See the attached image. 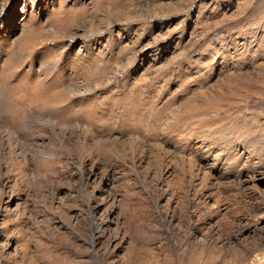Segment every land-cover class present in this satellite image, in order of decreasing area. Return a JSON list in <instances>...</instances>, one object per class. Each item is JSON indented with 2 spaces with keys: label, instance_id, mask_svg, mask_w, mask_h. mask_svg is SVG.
Instances as JSON below:
<instances>
[{
  "label": "rangeland",
  "instance_id": "rangeland-1",
  "mask_svg": "<svg viewBox=\"0 0 264 264\" xmlns=\"http://www.w3.org/2000/svg\"><path fill=\"white\" fill-rule=\"evenodd\" d=\"M0 264H264V0H0Z\"/></svg>",
  "mask_w": 264,
  "mask_h": 264
},
{
  "label": "bare ground",
  "instance_id": "bare-ground-1",
  "mask_svg": "<svg viewBox=\"0 0 264 264\" xmlns=\"http://www.w3.org/2000/svg\"><path fill=\"white\" fill-rule=\"evenodd\" d=\"M81 22V21H80ZM82 23V22H81ZM79 26V25H78ZM48 100V99H47ZM21 106V105H20ZM51 113V112H50ZM18 114V113H17ZM32 114V113H31ZM36 114V113H35ZM41 114V113H40ZM52 114V113H51ZM48 115V114H47ZM58 115V114H57ZM52 116V115H51ZM68 116V115H67ZM56 117H58V116H56ZM64 117H66V115L64 116ZM53 118V117H52ZM55 119V118H54ZM57 120V119H56ZM86 120V119H85ZM62 121V120H61ZM56 122V121H55ZM67 122V121H66ZM48 126V125H47ZM69 129V128H68ZM86 134V133H85ZM163 138H165V137H163ZM168 139V138H167ZM166 139V140H167ZM115 140V139H114ZM114 142V141H113ZM167 142V141H166ZM24 147V146H23ZM48 151V150H47ZM56 152V151H55ZM54 153V152H53ZM189 161V160H188ZM14 165V164H13ZM43 167V166H42ZM7 176H9V175H7ZM15 184V183H14Z\"/></svg>",
  "mask_w": 264,
  "mask_h": 264
}]
</instances>
